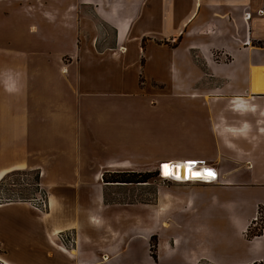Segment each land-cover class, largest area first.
I'll return each instance as SVG.
<instances>
[{
    "label": "crops",
    "instance_id": "1",
    "mask_svg": "<svg viewBox=\"0 0 264 264\" xmlns=\"http://www.w3.org/2000/svg\"><path fill=\"white\" fill-rule=\"evenodd\" d=\"M13 18L41 29L17 39ZM184 160L215 180L137 199L104 179ZM13 171L38 173L46 205L0 201V264H264V218L246 236L264 208V0H0Z\"/></svg>",
    "mask_w": 264,
    "mask_h": 264
},
{
    "label": "rangeland",
    "instance_id": "2",
    "mask_svg": "<svg viewBox=\"0 0 264 264\" xmlns=\"http://www.w3.org/2000/svg\"><path fill=\"white\" fill-rule=\"evenodd\" d=\"M6 29L10 30L12 29V32H15L16 30L18 31L16 34L17 39H21V35L23 36L24 40L29 39L32 36H35V33L40 31L41 25L34 24L32 20H24V18H20V20H15L14 18L8 22H6ZM31 24H34L31 26ZM55 28L58 29L59 26L57 24L55 25ZM13 37V36H12ZM7 39L5 37L1 38ZM15 39V37H14ZM170 43V42H169ZM16 46V45H15ZM37 173V172H36ZM36 173L34 171H22L19 173H15L9 177L6 178L3 184L0 185V201H6L7 199H27L31 198L33 195L38 193V190L36 189L35 186V177ZM38 174V173H37ZM170 172L168 171L166 175L163 176H168ZM104 179L110 180V175H106ZM175 181H184V180H189V179H182V178H177L173 179ZM197 180V179H195ZM171 180L160 177L157 174V171L152 175H150L147 178L146 182L143 183H135L132 182L127 185H119L120 188L124 189H129V192L134 193V198L141 199L143 192L146 194L145 196L148 198L153 199V192L158 186V184H170ZM132 194V193H131ZM190 220V219H189ZM171 222H173V219H170ZM191 222V221H189ZM260 221L252 227L251 231L255 232L257 228L259 227ZM178 230L173 229V233L177 232ZM167 235H169V238H171V232L170 230L167 231ZM178 252V250H177ZM186 252L189 253H194V254H200L202 255V258H204L205 255L209 253V249L206 245H199L195 246L193 244L187 246ZM177 254V253H176ZM200 263L204 264L205 261H201Z\"/></svg>",
    "mask_w": 264,
    "mask_h": 264
},
{
    "label": "trees",
    "instance_id": "3",
    "mask_svg": "<svg viewBox=\"0 0 264 264\" xmlns=\"http://www.w3.org/2000/svg\"><path fill=\"white\" fill-rule=\"evenodd\" d=\"M22 171H13V172H8L6 174H4L1 178H0V185L4 183V181L6 180L7 177L15 174V173H19ZM36 173V172H35ZM152 175V172H134V171H125V172H115L114 174H112L110 176V181H115V182H125V183H143L147 181V178ZM105 177V176H104ZM35 186L36 189L39 192V187H38V174L36 173V177H35ZM40 194H44L41 193ZM36 197V195H33L31 198H27L30 200H33ZM15 199V198H13ZM7 200H12V199H7ZM263 218H264V208L259 207L258 209V216H257V222L260 221L259 227L257 228V230L255 232H252V226H249L247 231H246V236L250 237L253 235H257L260 234L261 232V226H262V222H263ZM151 251L154 250V243H153V239L151 238Z\"/></svg>",
    "mask_w": 264,
    "mask_h": 264
},
{
    "label": "built area",
    "instance_id": "4",
    "mask_svg": "<svg viewBox=\"0 0 264 264\" xmlns=\"http://www.w3.org/2000/svg\"><path fill=\"white\" fill-rule=\"evenodd\" d=\"M246 15L249 16V13H247ZM183 162L185 163L186 166L189 167V169L191 170V172H190L191 174L195 175V173H199L201 175V177H191L190 176L189 179H192V180L197 179V180L203 181V182H212L215 180L216 173L214 172L212 167L206 166V164L203 160H184ZM162 164H164V162L159 163L157 170H156L157 174L163 178H169V179L176 178L174 176V174H170L169 176H163L162 170L160 167ZM183 175H184V173H183ZM33 201L35 202V204L38 208H44L46 205L45 199L41 195L36 196L33 199Z\"/></svg>",
    "mask_w": 264,
    "mask_h": 264
},
{
    "label": "bare ground",
    "instance_id": "5",
    "mask_svg": "<svg viewBox=\"0 0 264 264\" xmlns=\"http://www.w3.org/2000/svg\"><path fill=\"white\" fill-rule=\"evenodd\" d=\"M182 166L184 167L183 169H182ZM169 172H170V174H174V176L176 177L173 179H177V178L189 179L191 176V173H190L191 170L187 169V167H185L183 163H181V164L171 163ZM183 173L185 176L183 175ZM193 177H201V175L199 173H195V175H193Z\"/></svg>",
    "mask_w": 264,
    "mask_h": 264
}]
</instances>
